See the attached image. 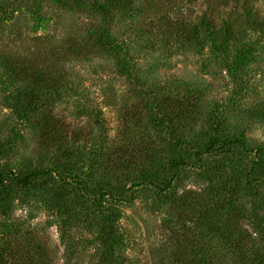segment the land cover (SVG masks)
<instances>
[{
  "label": "rangeland",
  "instance_id": "obj_1",
  "mask_svg": "<svg viewBox=\"0 0 264 264\" xmlns=\"http://www.w3.org/2000/svg\"><path fill=\"white\" fill-rule=\"evenodd\" d=\"M87 1L0 0V169L28 172L70 158L87 197L70 189L56 200L39 183L18 192L0 213V239L10 240L15 257L0 264H108L106 256L116 264H180L204 250L214 254V264H244L230 241L203 233L191 214L196 203L184 214L181 198H208L212 179L196 174L217 168L239 209L234 220L231 213L222 217L235 224L234 235L253 230V194L264 209V163L248 173L254 149L203 154L202 161L193 151L204 148L216 119L221 140L239 137L248 147L264 148V117L253 114L264 102V0H113L107 17ZM203 13L216 39L201 44L191 30ZM228 19L240 42L217 37ZM104 25L119 53L96 43ZM205 34L200 30V38ZM37 74L42 84L33 81ZM26 90L35 92L38 105L22 117L14 106ZM165 95L169 113L186 114L169 115L164 127L152 108ZM131 149L139 153V167L122 166ZM146 152L153 163H145ZM173 158L181 162L172 188L140 185L130 201L103 199L119 212L126 245L116 247L106 218L91 204L97 186L114 182L127 198L137 168L162 183L172 170L156 165L166 167ZM243 250L258 252L257 264H264L263 232L244 240ZM18 255L30 263L16 261Z\"/></svg>",
  "mask_w": 264,
  "mask_h": 264
},
{
  "label": "trees",
  "instance_id": "obj_2",
  "mask_svg": "<svg viewBox=\"0 0 264 264\" xmlns=\"http://www.w3.org/2000/svg\"><path fill=\"white\" fill-rule=\"evenodd\" d=\"M57 2H60V0H55ZM75 2H78L79 0H74ZM120 2H128V0H119ZM89 4H91L97 12L103 16L107 17L108 15V8L109 5L112 3H115L113 0H88ZM118 3V0H117ZM225 6V5H224ZM226 7V6H225ZM224 7V8H225ZM242 7V6H241ZM249 13V12H248ZM252 18V17H251ZM250 23L252 20H249ZM202 26L200 27L199 26ZM198 26L194 25L191 32L193 34L194 39L196 41H200L201 44H204L205 42H210L214 39H216L215 35V28L214 24L212 23L211 19L208 17L207 13H203V15L200 18ZM264 24V20H263ZM223 28L221 29V36L223 40H225L227 43H232L233 41L240 42L241 40L238 38H234L232 35V23L231 20L228 19L223 22L222 24ZM202 30V32H205L206 34L203 36V38H200L199 32ZM96 43L99 45L101 49L104 51H114V52H120L119 44L110 36L109 32L107 31L106 26H102L101 30H99L98 36H96L95 39ZM237 47V46H236ZM226 56L230 54V52L225 51ZM237 59L234 61V65L237 66L239 61L238 56H236ZM33 79V78H32ZM34 82L42 84L44 79L42 78L41 74H37L34 79ZM28 95L26 97L22 96V99H20L17 104L14 106V111L17 115H20L22 117L26 116V113H33V111L37 110V96L35 92H31L32 90H26ZM24 91V92H26ZM167 95H165L160 102L154 103V114L161 113L163 116L161 120L159 121L164 127L169 125L168 117L169 115L173 114H186L185 112H181V109L177 112L169 113L168 107L170 106V102L167 103L165 100ZM171 98V96H170ZM169 100V99H167ZM171 100V99H170ZM169 100V101H170ZM186 110V109H185ZM218 109H216V112ZM253 114L255 116H263L264 117V102L259 104L253 109ZM164 119H168L165 121ZM163 120V121H162ZM221 120L216 119L214 124L211 127V134L210 137L207 140L206 145L203 149L193 150L194 154L197 156L199 161H202L203 154L207 155H215V156H222L225 154H232L236 155L238 153H248L254 149L256 152L254 155L255 160L251 162L250 164V170L248 173H251V171L254 170L256 166H262L264 163V148L259 146L254 147H248L239 137H225L221 140V137L219 135L220 132V126H221ZM54 141H56L54 139ZM58 142V141H57ZM175 145V144H174ZM156 151V150H155ZM5 152V151H4ZM137 150L131 149L129 151L130 157L123 159L124 162H122V166H137L139 167V153H136ZM3 153V152H2ZM146 154H148L146 156ZM146 154L143 155V159L145 160V163L148 162H154L155 156L151 155L149 152H146ZM3 154H0L2 156ZM145 156L147 158H145ZM72 160L70 158H66L61 162H51L48 164L47 167H44L42 169H32L28 172H20L17 170H13L10 168H2L0 169V213L4 214L6 213L10 208L13 202L15 201V198L17 196V193L22 191L26 187H31L34 185H43L44 189L50 193L53 197L56 198V200H62L66 194L70 191V189L77 192L82 197H86L84 194V188L81 185V181L79 178V174L75 170H73ZM180 160L178 158H173L169 161V165L166 167L164 166H158L156 165L157 170L162 171L165 170V168H168L172 170L169 178L165 180L162 183L157 182L156 179L151 178V175L149 172H138L134 173L131 180L132 182L129 184V186L126 188V195L127 198H121V189L118 187H115L114 182H106L102 185L97 186V196L93 195L91 196V204L93 206V209L101 216L106 218L105 225H108V232L112 231L111 237L114 236L116 247H118V243L122 244L123 247L126 245V243L123 240V236L121 234V231L119 229V225L117 224V218L119 217V212L117 210H114L108 206H105L103 204V199L113 198L114 200L120 201L121 199H126L125 201H130L133 199V192L132 189L136 186L140 185H149L153 187L154 189H157L159 191H165L166 189L172 188V182L173 178L178 173V166H180ZM247 173V175H248ZM224 174V175H223ZM250 175V174H249ZM196 176L200 177L201 181H207L212 179L211 183L208 186V198L201 197V194H197L196 196H191L189 193H185L181 199L182 206L180 203V206L182 209L185 210L184 214L186 212L189 213L190 205L197 204V210L194 212H191L192 215H194L195 218H197V221L200 222V224L203 227V230L205 235L209 236H216L217 239H223L226 243L230 241L232 243V246L236 250V258L238 261L244 263V264H257L258 259L257 255L258 252H252L251 256H248L246 252L243 250L244 247V240H248L250 236L253 234L263 232L264 235V209L261 210V207L263 204H261L262 198H258L256 194H253L250 197L251 200V209H252V215H253V230L249 233H247V236L241 237V235L238 233L234 235V228L235 224L232 223V220H234V216L238 214V208L234 205H232L233 192L231 191V187H225V183L223 182V179L225 177V173L222 172L221 169H204L200 171ZM81 178V177H80ZM215 179H218L219 181H216ZM253 179H250L249 176L245 177V182L249 185L253 183ZM90 197V196H89ZM197 199L198 202L195 201ZM87 198V197H86ZM183 211V210H182ZM180 211V212H182ZM230 216V213L232 214V220L229 221L227 219H223L224 213ZM242 215V214H241ZM232 230V233H230ZM107 232V233H108ZM202 233V234H203ZM113 240V239H111ZM10 240H7L4 238L0 239V262L6 261V259L15 257L14 255H11V247H10ZM112 247V244L109 245ZM198 251L194 252V256L191 259H188V257H184L183 260L180 261V264H214L215 257L214 254L209 252V250H204L201 253H197ZM22 256V254H20ZM12 256V257H11ZM19 256V255H18ZM21 256L17 257V260L22 259ZM106 256V255H105ZM7 257V258H5ZM114 257V256H113ZM113 257L106 256L103 257V261L106 259L109 260L107 262L108 264H116L118 261H116ZM13 261H15L13 259ZM26 262L30 263V258L25 255L23 260H20V263Z\"/></svg>",
  "mask_w": 264,
  "mask_h": 264
}]
</instances>
